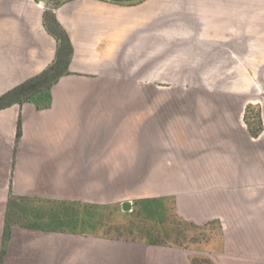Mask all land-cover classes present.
I'll return each instance as SVG.
<instances>
[{"label": "crops", "instance_id": "obj_1", "mask_svg": "<svg viewBox=\"0 0 264 264\" xmlns=\"http://www.w3.org/2000/svg\"><path fill=\"white\" fill-rule=\"evenodd\" d=\"M143 5L161 24L158 41H121L124 19ZM30 11L35 23L0 24V79H22L0 95L12 164L0 204L11 194L131 210L166 198L182 220L217 225L219 249L202 251L213 264H264L263 105L257 137L244 121L260 104L249 68L264 71V0H72L50 19ZM75 11L86 15L82 37L67 26ZM16 231L20 260L62 234L14 228L10 241Z\"/></svg>", "mask_w": 264, "mask_h": 264}, {"label": "rangeland", "instance_id": "obj_2", "mask_svg": "<svg viewBox=\"0 0 264 264\" xmlns=\"http://www.w3.org/2000/svg\"><path fill=\"white\" fill-rule=\"evenodd\" d=\"M32 5L39 8L41 7L44 11L48 12L47 17L50 19V17L53 18V8L57 6V0L44 3L39 0H0V24L4 22H12L16 24H23L24 22L35 23L36 21L30 11ZM7 11H9V13H7ZM148 12V6L143 5L141 8L136 9L130 14L132 20L124 19L126 25H124V29H122L123 32L120 31L121 41H142V39L145 38L158 41V38L154 36L153 32L163 31L160 27L161 24L156 23L154 26V18H151V21H148ZM73 14L67 15L70 18L72 16V19L69 18L67 26L79 37H82L83 25L87 23L85 20L86 15L79 14L76 11L73 12ZM160 15L161 14L158 15L159 18H162ZM42 27L47 33L44 19ZM53 31H55L58 36L60 35L58 30ZM52 37L57 38L53 35ZM257 63L261 64L259 62H252L251 68H249L251 76V94L253 97L250 101L252 104L257 102L260 104H256V106L255 104L247 106L244 114V121L245 119H251L256 116H260L261 118L262 116L263 110L260 105H263L264 107V71H261L262 76L259 77V74L256 72L258 66L256 67L255 64ZM234 73V71H231L230 75L234 76ZM21 80V78H1L0 82L5 87L2 88L3 92L1 91L0 95L6 93L7 90L13 88L12 86H15L17 82ZM234 80H236V78L232 77L223 82L228 85L234 83ZM184 83L187 85L189 84L187 80L184 81ZM9 155L8 151L0 146V183H3L7 178L9 179L11 173L10 168L12 166L10 167V165L12 164L11 159L9 160ZM8 160L10 161V164H8ZM4 211L5 205L2 203L0 204V229ZM58 236L59 237H49L52 241V244H50L51 249L48 244V248L38 252L37 258L33 257L32 260H29L26 257H23L20 260L24 250L20 247V240L22 239L21 234L16 231L13 236V241H10L7 244L0 243V264L2 262H6L7 264H191V256L210 260L208 254L198 250L182 249L180 251H172L164 249V247L134 245L130 242L105 240L102 238H90L85 240L80 236H73L67 233L66 235L62 233ZM49 251H52L54 254L50 255ZM26 261L27 263H25Z\"/></svg>", "mask_w": 264, "mask_h": 264}, {"label": "trees", "instance_id": "obj_3", "mask_svg": "<svg viewBox=\"0 0 264 264\" xmlns=\"http://www.w3.org/2000/svg\"><path fill=\"white\" fill-rule=\"evenodd\" d=\"M245 123L252 137L262 131L260 116L245 119ZM6 202V227L20 224L57 233L186 250L212 251L220 245L211 235L217 228L215 223L197 226L182 220L166 198L137 200L130 211L116 205L27 199L11 194ZM190 261L213 264L196 256H191Z\"/></svg>", "mask_w": 264, "mask_h": 264}, {"label": "flooded vegetation", "instance_id": "obj_4", "mask_svg": "<svg viewBox=\"0 0 264 264\" xmlns=\"http://www.w3.org/2000/svg\"><path fill=\"white\" fill-rule=\"evenodd\" d=\"M6 213H7V203L5 205V211H4V215H3V218H2V225H1V229H0V238H1V241L0 243L3 244V243H9L11 238H12V233H13V230L14 228H24V229H34L33 227H29V226H26V225H20V224H9L7 227H6Z\"/></svg>", "mask_w": 264, "mask_h": 264}, {"label": "water", "instance_id": "obj_5", "mask_svg": "<svg viewBox=\"0 0 264 264\" xmlns=\"http://www.w3.org/2000/svg\"><path fill=\"white\" fill-rule=\"evenodd\" d=\"M40 2H50L52 0H39ZM69 1H72V0H57V5H62L66 2H69ZM107 2H110V3H116V4H119V5H124V6H132V5H137L141 2H143L144 0H105ZM130 207H131V204L129 202H124L122 204V209L124 211H128L130 210ZM42 233H46V231H43Z\"/></svg>", "mask_w": 264, "mask_h": 264}]
</instances>
